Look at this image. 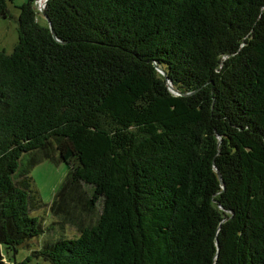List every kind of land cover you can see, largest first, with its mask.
Listing matches in <instances>:
<instances>
[{
  "label": "trees",
  "instance_id": "16d2710c",
  "mask_svg": "<svg viewBox=\"0 0 264 264\" xmlns=\"http://www.w3.org/2000/svg\"><path fill=\"white\" fill-rule=\"evenodd\" d=\"M36 2L0 48V244L45 231L33 153L69 166L52 264H264V0H48L54 32Z\"/></svg>",
  "mask_w": 264,
  "mask_h": 264
},
{
  "label": "rangeland",
  "instance_id": "374dc122",
  "mask_svg": "<svg viewBox=\"0 0 264 264\" xmlns=\"http://www.w3.org/2000/svg\"><path fill=\"white\" fill-rule=\"evenodd\" d=\"M29 0H14L8 2L9 16L0 17V48L5 49L7 52H12L16 43L18 42V26H19V15L20 6ZM43 0H38L35 3L38 16L43 21L44 16L41 12L43 7ZM31 159H33L31 165L29 166V177L31 181L26 178L21 180L18 176L17 181L20 187L29 188V184L32 186L30 189L32 193L37 191L41 199L42 205L40 207H32L34 204L33 196L29 197L30 213L32 216H37L41 222L44 233L38 237L31 239L27 244L19 247L18 251L15 253L13 250L9 249L5 244H0V261L2 264H52L50 261L46 260L42 254L35 253L43 248L44 244L48 242H53L56 238V232H59L60 226L57 224L53 225L56 218L51 212V204L54 199V195L57 190L61 187L65 181L67 174L69 172V166L63 160H50V159H40L35 154H29ZM24 160V168L27 169L28 165ZM21 171V173H23ZM18 173V172H17ZM22 176V175H20ZM31 193V192H30ZM36 197L38 195L36 194ZM39 206L41 203L36 201ZM99 212L94 213L92 216L87 218V221H95L98 218ZM54 227V228H53ZM55 229V230H54ZM65 234L69 237L78 235V230L75 227H66L64 229Z\"/></svg>",
  "mask_w": 264,
  "mask_h": 264
},
{
  "label": "water",
  "instance_id": "95a60500",
  "mask_svg": "<svg viewBox=\"0 0 264 264\" xmlns=\"http://www.w3.org/2000/svg\"><path fill=\"white\" fill-rule=\"evenodd\" d=\"M43 1H44V4H43V7L41 8V12H42L43 15L45 16V18L48 20L49 25H50L52 31L54 32V30H53V26H52V22H51L50 18L47 16V14H46V12H45V7H46V5H47V1H48V0H43ZM158 69L160 70L161 73H163V74L166 75V73H165L164 70H162L161 68H158ZM167 83H168V87H169V89H170L172 92L179 94V92L173 87V84H172V82L169 80V78H167Z\"/></svg>",
  "mask_w": 264,
  "mask_h": 264
},
{
  "label": "bare ground",
  "instance_id": "6f19581e",
  "mask_svg": "<svg viewBox=\"0 0 264 264\" xmlns=\"http://www.w3.org/2000/svg\"><path fill=\"white\" fill-rule=\"evenodd\" d=\"M44 1H42V3H43Z\"/></svg>",
  "mask_w": 264,
  "mask_h": 264
}]
</instances>
